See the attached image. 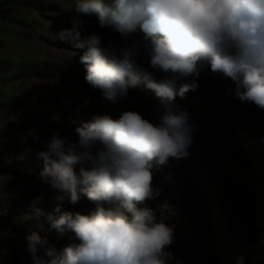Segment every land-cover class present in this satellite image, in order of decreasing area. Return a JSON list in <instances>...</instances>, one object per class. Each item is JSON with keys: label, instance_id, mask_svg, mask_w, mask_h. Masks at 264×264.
Masks as SVG:
<instances>
[{"label": "clouds", "instance_id": "obj_1", "mask_svg": "<svg viewBox=\"0 0 264 264\" xmlns=\"http://www.w3.org/2000/svg\"><path fill=\"white\" fill-rule=\"evenodd\" d=\"M69 13L71 27L47 38L79 50L84 80L101 99L115 104L143 84L158 103L155 119L135 110L118 118L95 113L75 128L76 140L52 132L43 141L42 183L62 201L75 204L83 194L96 207L81 214L59 203L47 213L34 206L57 239L68 242L58 249L31 232L25 238L30 264H172L174 228L146 201L160 195L153 170L187 156L193 140L195 125L176 97L196 91L201 72L210 69L233 83L229 92L241 102L264 110V0H74ZM82 16L96 17L101 29L126 42L84 31ZM137 29L140 40L132 38ZM30 135L41 142L35 130Z\"/></svg>", "mask_w": 264, "mask_h": 264}, {"label": "rangeland", "instance_id": "obj_2", "mask_svg": "<svg viewBox=\"0 0 264 264\" xmlns=\"http://www.w3.org/2000/svg\"><path fill=\"white\" fill-rule=\"evenodd\" d=\"M73 3L0 0V12L10 10L0 19V221L18 227L24 235L35 231L47 236L58 249L67 237L57 239L33 207L47 213L59 203L63 211L89 214L96 204L83 194L75 204L62 201L61 194L42 183L44 165L37 152L43 141L52 132L76 140L75 128L95 113L118 118L122 111L135 110L155 119L152 110L158 103L143 84L130 88L128 98L115 104L102 100L84 80L79 50L47 38L48 32L71 27ZM81 18L84 31L101 33L104 42H126L120 34L101 29L96 17ZM143 35L137 29L132 38L140 40ZM198 84L196 91L175 100L195 125L188 155L170 158L153 170V187L160 195L146 201V206L174 228L169 248L175 257L172 264H213L210 257L216 250L228 264H264V110L241 102L229 92L233 83L210 69L201 72ZM88 97L89 104L82 106ZM30 130L39 133L41 142L33 141ZM248 157L256 165L257 179L246 169ZM256 180L255 206H250L246 192ZM205 188L212 230L202 223ZM0 264H30L26 240L1 227Z\"/></svg>", "mask_w": 264, "mask_h": 264}, {"label": "trees", "instance_id": "obj_3", "mask_svg": "<svg viewBox=\"0 0 264 264\" xmlns=\"http://www.w3.org/2000/svg\"><path fill=\"white\" fill-rule=\"evenodd\" d=\"M9 12H10L9 9H3L0 12V19L6 18L9 15ZM106 29L108 31L114 33V34H119V33L113 32L110 28H106ZM247 159L248 160L245 162L246 169L251 172L252 176H254L255 179H257L256 165H254L252 163V161L249 157ZM230 179H232L233 184L237 185V187L239 189H241V187L238 185L239 183H238V180L235 178V176H231ZM256 188H257V180L255 181L254 185L250 188L251 192L250 191L246 192L247 197L249 199V205L250 206H252V205L255 206L254 191L256 190ZM207 189L208 188H205V190L203 191L204 194L203 193L201 194L203 201H204V215H203L202 223L205 227H209L210 228L209 230H212L214 228V224L212 223V221L209 218V210H208L209 209V203L207 200V195H208ZM0 227L5 231L10 232L11 234H13L16 237H20L21 239L26 240L25 238L27 235H24L18 227L14 226L12 224H9L5 221H0ZM218 254H219L218 250H216L214 255H212L210 257L213 264H228Z\"/></svg>", "mask_w": 264, "mask_h": 264}]
</instances>
